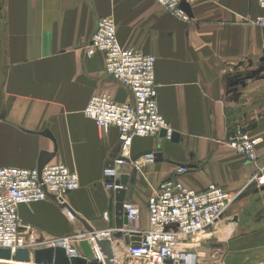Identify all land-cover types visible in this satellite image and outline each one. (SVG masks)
<instances>
[{"label":"crops","instance_id":"0c3cea01","mask_svg":"<svg viewBox=\"0 0 264 264\" xmlns=\"http://www.w3.org/2000/svg\"><path fill=\"white\" fill-rule=\"evenodd\" d=\"M259 17L264 11L256 0H199L188 21L154 0H0V168L37 169L42 153H54L49 163L78 177L79 188L64 202L96 232L108 227L103 215L111 191L103 173L119 155L118 131L99 134L84 109L95 96L117 103L131 96L105 74L103 54L89 57L85 48L98 20L113 18L121 48L154 57L159 113L181 137L178 143L159 136L132 141L127 160L137 173L126 202L140 209L138 229H148L147 202L163 181L175 178L194 191L217 185L232 201L202 238L226 247L227 257L245 256L264 238V184L253 179L264 164V117L253 121L248 113L250 104L264 100ZM239 123L261 139L256 163L226 144ZM148 153H160L162 161L143 162ZM178 167L187 171L178 174ZM17 212L32 228L29 244L63 239L80 257L93 258L82 225L52 199L19 205ZM112 247L122 261L127 245L117 240Z\"/></svg>","mask_w":264,"mask_h":264},{"label":"built area","instance_id":"2783aa9c","mask_svg":"<svg viewBox=\"0 0 264 264\" xmlns=\"http://www.w3.org/2000/svg\"><path fill=\"white\" fill-rule=\"evenodd\" d=\"M160 7L175 18L188 21L189 17L181 10L182 3L192 6L199 0H154ZM264 11V0H256ZM264 26V17L254 22ZM100 52L104 56V71L113 81L130 93L131 101L117 103L107 95L90 99L84 109L86 118L94 121L99 134L109 127L118 131L119 154L127 159L134 138H156L162 130L169 139L171 130L159 113L156 102L155 59L130 48H121L116 39L113 18L98 20L89 45L85 48L87 56ZM259 137H252L241 127H236L227 137L226 144L235 153L244 157L248 163L257 162L256 149ZM143 162L152 163L154 156L148 153ZM113 163L119 162L117 159ZM185 167H178L177 173H185ZM113 168L106 167L103 181L109 191L118 186L109 182L115 178ZM253 179L258 185L264 184V164L257 168ZM79 188L78 177L63 165L46 164L40 175L37 169L0 168V249L9 250L13 255L17 249L33 245L25 243L24 236L30 235L32 228L18 217V206L45 201L51 195L56 203L64 202V197ZM232 197L217 185H209L202 191L185 187L175 178L163 181L150 195L147 202L148 229L141 231L137 227L140 209L131 202H124L127 225L122 229L107 227L95 233L86 234L91 245L93 257L101 261V254L95 243L97 239L111 240L112 235L120 231L129 238L138 237L134 246L128 245L124 256L134 264H187L185 258L190 255L178 251V243L199 234L218 222L223 211L231 203ZM103 219L108 221V213ZM65 246L68 247L65 240ZM54 241V242H56ZM54 242L48 244L52 246ZM195 258V256L193 257ZM116 264H121L116 262ZM196 264V258L194 261Z\"/></svg>","mask_w":264,"mask_h":264},{"label":"water","instance_id":"95a60500","mask_svg":"<svg viewBox=\"0 0 264 264\" xmlns=\"http://www.w3.org/2000/svg\"><path fill=\"white\" fill-rule=\"evenodd\" d=\"M182 11L188 17H191V7L185 3L180 5ZM44 136L50 138L48 131L43 133ZM159 137L166 138V131L162 130ZM181 137L178 133L171 131L169 140L172 143H178ZM154 161H162L160 153H154ZM54 157V153H42L37 165V171L40 175L42 168L48 164ZM119 162L108 164L109 168L115 171V178H110L109 182L118 186L111 192V199L108 205V227L117 230L122 229L127 225L126 214L123 211V204L126 202L127 188L134 184L137 170L130 167L129 161L120 156L116 158ZM50 199H54L49 195ZM54 201V200H53ZM55 202V201H54ZM56 203V202H55ZM57 206L66 212L70 219L78 221L87 234L95 236L96 231L82 218L77 216L65 203H56ZM117 240H123L125 245L134 246L135 242L139 241L138 237L129 238L128 235L117 231L111 240L95 238L96 246L101 254V261L93 257L90 260L80 257L74 250L65 246L63 241H56L52 246L35 248L29 250L28 248H20L12 255L9 250L0 249V264H116V258L113 252L112 243ZM167 264H172L167 261Z\"/></svg>","mask_w":264,"mask_h":264},{"label":"rangeland","instance_id":"374dc122","mask_svg":"<svg viewBox=\"0 0 264 264\" xmlns=\"http://www.w3.org/2000/svg\"><path fill=\"white\" fill-rule=\"evenodd\" d=\"M251 73L247 76L245 75V80L247 83L252 80ZM249 114L254 118L253 121L258 118L264 117V100L255 101L254 103L249 105ZM251 120L249 119V123ZM239 126L247 131L249 126L244 125L243 123H239ZM77 224V222H75ZM78 225V224H77ZM80 234L85 235L86 232L82 228L80 230ZM206 233L200 232L199 234L193 235L187 238L183 243H180L178 246V251L181 253H186L187 255L196 256V264H264V238L257 239L256 246L252 247L251 252L246 253L245 256L240 255H230L227 257L226 252L227 249L224 246L219 245H211L208 240H204ZM25 243H28L30 240V235L23 237ZM52 242L50 238H34L32 244L36 245L40 248L47 246ZM263 242V243H261ZM186 244L187 246H185ZM250 245V244H249ZM251 246V245H250ZM121 264H134L132 260L124 257L122 259Z\"/></svg>","mask_w":264,"mask_h":264},{"label":"bare ground","instance_id":"6f19581e","mask_svg":"<svg viewBox=\"0 0 264 264\" xmlns=\"http://www.w3.org/2000/svg\"><path fill=\"white\" fill-rule=\"evenodd\" d=\"M194 257V255H190L189 257H186L185 258V263H187V264H194V261H195V258H196V256H195V258H193Z\"/></svg>","mask_w":264,"mask_h":264}]
</instances>
